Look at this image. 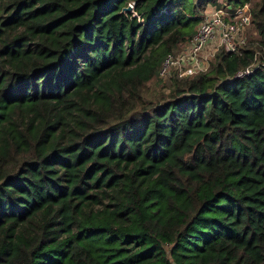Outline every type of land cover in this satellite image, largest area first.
I'll use <instances>...</instances> for the list:
<instances>
[{"label": "trees", "instance_id": "1", "mask_svg": "<svg viewBox=\"0 0 264 264\" xmlns=\"http://www.w3.org/2000/svg\"><path fill=\"white\" fill-rule=\"evenodd\" d=\"M184 3L0 0V264H264L259 47L166 86Z\"/></svg>", "mask_w": 264, "mask_h": 264}, {"label": "built area", "instance_id": "2", "mask_svg": "<svg viewBox=\"0 0 264 264\" xmlns=\"http://www.w3.org/2000/svg\"><path fill=\"white\" fill-rule=\"evenodd\" d=\"M135 12V2L130 4ZM194 35L178 54H169L159 70L160 79H188L210 70L220 50L243 56L250 48L249 29L253 25L252 4L233 8L221 0L217 5L205 9ZM254 44V43H253ZM254 62L239 70L231 79H243L264 67V45L255 42Z\"/></svg>", "mask_w": 264, "mask_h": 264}, {"label": "rangeland", "instance_id": "3", "mask_svg": "<svg viewBox=\"0 0 264 264\" xmlns=\"http://www.w3.org/2000/svg\"><path fill=\"white\" fill-rule=\"evenodd\" d=\"M184 6L186 8V10L189 12V14L191 15V17L193 18H198L199 19V23L197 25V28L200 24V17L202 16L203 12L205 9L211 8L212 6L214 7L215 4H213L212 2H208L207 5L205 6L204 9H199V8H194V6L196 5L198 0H184ZM260 0H252V6H254L255 8V4L258 3ZM196 28V29H197ZM249 33H250V37H251V44L255 43V42H261V38L259 36V33L257 32L256 27L254 26V24L252 25V27L249 29ZM251 47V46H250ZM175 78V77H173ZM173 78L170 79H160L163 80L165 84H167L166 86H169L170 84V80H172ZM161 84H159L157 81H152L151 83H149L146 87V95H145V99H149V98H153V96L155 95L156 90L158 89V87ZM161 87V86H160Z\"/></svg>", "mask_w": 264, "mask_h": 264}, {"label": "water", "instance_id": "4", "mask_svg": "<svg viewBox=\"0 0 264 264\" xmlns=\"http://www.w3.org/2000/svg\"><path fill=\"white\" fill-rule=\"evenodd\" d=\"M123 12H124V13H131V12H133V7H132L131 5H129L127 8H125V9L123 10Z\"/></svg>", "mask_w": 264, "mask_h": 264}]
</instances>
